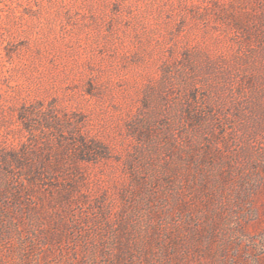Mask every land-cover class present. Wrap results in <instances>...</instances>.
I'll list each match as a JSON object with an SVG mask.
<instances>
[{"label": "rangeland", "instance_id": "1", "mask_svg": "<svg viewBox=\"0 0 264 264\" xmlns=\"http://www.w3.org/2000/svg\"><path fill=\"white\" fill-rule=\"evenodd\" d=\"M0 264H264V0H0Z\"/></svg>", "mask_w": 264, "mask_h": 264}]
</instances>
